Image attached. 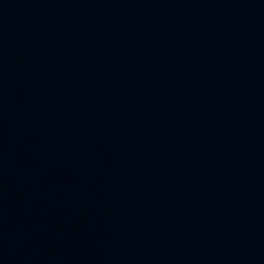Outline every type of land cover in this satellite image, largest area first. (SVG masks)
Wrapping results in <instances>:
<instances>
[{
    "label": "water",
    "instance_id": "obj_1",
    "mask_svg": "<svg viewBox=\"0 0 264 264\" xmlns=\"http://www.w3.org/2000/svg\"><path fill=\"white\" fill-rule=\"evenodd\" d=\"M183 145L227 264H264V0H102Z\"/></svg>",
    "mask_w": 264,
    "mask_h": 264
}]
</instances>
